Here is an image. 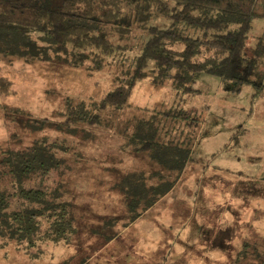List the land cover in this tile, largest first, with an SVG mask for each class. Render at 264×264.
Wrapping results in <instances>:
<instances>
[{
	"label": "rangeland",
	"instance_id": "374dc122",
	"mask_svg": "<svg viewBox=\"0 0 264 264\" xmlns=\"http://www.w3.org/2000/svg\"><path fill=\"white\" fill-rule=\"evenodd\" d=\"M258 41L264 42V18L252 19L245 58ZM107 69L0 56V77L12 83L8 95L0 94V149L24 147L45 133L68 143L64 189L76 226L69 243H42L36 257L14 242L0 246V264H264V96L252 100L251 83L262 80L264 61L241 85L197 72L194 87L201 91L194 94L139 80L122 110L108 108L99 123L67 132L60 124L64 102L99 101L114 87ZM176 105L200 118L193 161L171 191L132 220L114 181L150 168L146 155L124 145L125 128L135 116ZM36 120L42 127H32ZM105 214L115 221L109 229L101 223Z\"/></svg>",
	"mask_w": 264,
	"mask_h": 264
},
{
	"label": "trees",
	"instance_id": "16d2710c",
	"mask_svg": "<svg viewBox=\"0 0 264 264\" xmlns=\"http://www.w3.org/2000/svg\"><path fill=\"white\" fill-rule=\"evenodd\" d=\"M253 18H264V0H0V56L111 71L114 87L99 101L64 102L60 124L70 133L81 123H99L108 108L122 110L142 79L169 82L177 95L201 91L194 87L197 72L250 82L246 75L264 61L263 41L243 56ZM251 83L252 100L264 96V73ZM11 90V81L0 77V94ZM132 120L124 145L146 155L150 171L122 173L114 184L134 220L171 191L193 161L200 118L176 105ZM241 133L233 134L235 142ZM69 150L46 133L24 147L0 149V246L14 242L36 257L42 243L72 240L73 203L64 189L70 165L62 156ZM101 223L115 225L109 214ZM105 236L112 241L111 233ZM252 253L260 256L256 247Z\"/></svg>",
	"mask_w": 264,
	"mask_h": 264
}]
</instances>
